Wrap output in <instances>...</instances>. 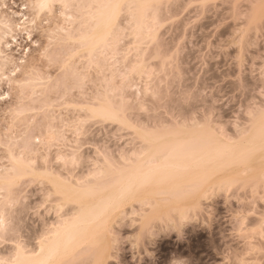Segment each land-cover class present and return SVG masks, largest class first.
Instances as JSON below:
<instances>
[{
  "label": "rangeland",
  "instance_id": "374dc122",
  "mask_svg": "<svg viewBox=\"0 0 264 264\" xmlns=\"http://www.w3.org/2000/svg\"><path fill=\"white\" fill-rule=\"evenodd\" d=\"M160 1L148 11L158 19L154 37L135 44L122 12L112 50L99 52L90 65L85 52L75 49L58 28L75 32L80 11L85 10L79 5L85 0H73L66 9L56 2L50 12L39 15L33 0H0V14L19 24L3 41L2 50L12 59L6 74L18 79L32 64L35 81L43 84V93L31 96L28 88L20 93L14 81L0 80V93L9 94L8 100H0V168L8 164L9 146L19 154L17 145H27L24 158L37 167L35 171L76 179L102 162L100 167L111 162L120 166L124 157H132L131 149L137 150L141 143L136 129L195 122L232 139L246 131L250 118L264 111V0ZM22 15L28 16L23 27ZM136 58L145 64L143 72L129 75L125 65ZM16 68L20 71L13 76ZM102 94L122 107L130 127L86 116L82 104L97 102ZM21 107L27 110L21 113ZM71 154L75 165L71 160L56 162L58 155ZM258 163L264 169L263 162L252 164L260 167ZM240 166L225 170L238 173ZM35 173L23 176L8 191L11 195L6 192L12 202L0 193V203L6 202V207L0 204L6 210L0 214L7 220L6 231H0L6 237L0 239V255L12 252L13 241L32 246L36 234L57 216V195L51 193L46 178ZM247 176L254 179L247 177L246 182L236 175L237 181L231 179L218 188L214 184L206 195L188 193L162 202L160 215L150 216L151 205L143 200L149 194L135 197L121 206L120 215H113L108 234L96 249L67 264H264V233L259 226L264 180L260 175Z\"/></svg>",
  "mask_w": 264,
  "mask_h": 264
},
{
  "label": "bare ground",
  "instance_id": "6f19581e",
  "mask_svg": "<svg viewBox=\"0 0 264 264\" xmlns=\"http://www.w3.org/2000/svg\"><path fill=\"white\" fill-rule=\"evenodd\" d=\"M71 1L73 0H54V3H66L70 5ZM159 1L85 0L86 3L82 2L84 5H79L85 10L84 12L80 11L81 17L79 16V21L81 22L75 28V32L65 30L62 26L58 28L61 31H65L66 37L76 44L75 49L78 50L79 48L85 52L83 55H87V61L89 62L90 60L91 65L94 58L96 60L97 55L102 53V51H107V48L112 50L109 47L112 46L113 39L120 31L121 27L119 28L120 23H118L120 20L118 21V19L122 15V12L126 13L128 29H130V34L135 38V44L139 45L138 43L144 38L154 37L155 25L158 24V19L157 16L155 17L156 13L154 11H152L151 15H149L148 11L153 9L152 3L156 5ZM33 2L35 4L36 0H33ZM79 3H81L80 0ZM35 10L37 15L44 11L50 12L47 9ZM18 27L19 24L14 23L10 17L0 14V80L3 77H7L8 81H14L20 86V93L25 88H28V95L38 94L40 96L43 93V84L35 81L36 73L33 75L34 66L32 64L25 67L22 76L18 79L8 77L5 72V67L10 63L12 64V59L2 50L3 41L8 34H11ZM82 50L81 52L83 53ZM136 59L132 60L133 62H130L129 65H125L127 74L130 75L133 72H137L140 75L145 64L143 65L142 61L138 58ZM37 79L39 80L41 77H37ZM146 90L148 88L145 87L144 91ZM107 96L105 98L102 94L101 97L103 99H99L97 102L95 100L94 103L85 102L82 104V109L85 110L86 116L101 118L105 121H115V123H121V125L129 124L127 127H130L131 122L129 123L124 120L123 112L120 110L122 107L119 109L116 103L114 104L113 100H111L112 98L110 97L111 99H109ZM38 99L35 98L34 101ZM26 110L22 108L19 112L22 113ZM258 114V117L254 118L255 116L253 115V119L250 118L251 123L246 128V131H241L233 139L227 138L222 132L218 133L219 131H216V133L211 128L201 127L200 124L195 122L190 125L184 122V124H172V126L167 127L160 126V124L156 126L155 124V126L149 129L147 127L141 130L136 129V135L138 134L140 139L138 141H141V143H139L140 146L137 145V150L131 149L133 150L131 151L133 152L131 154L132 157H124L120 166L111 162L112 164L110 163L106 167L104 165L100 167L103 163L101 161L102 163L97 169H92L93 171H88V173L86 172L82 178L75 177L76 179H70L69 177L71 176L56 175L53 171L50 172L49 170L48 172L46 169H44L46 172H40L41 170L37 172V167V171H35L34 164L32 165L30 160L23 158L22 161L13 163L8 158V164L0 168V193L3 192L4 195L5 192L3 199L9 200V196L6 199V192L10 191L23 176L36 172L38 174L41 173L40 177L46 178L43 180H47L46 183L49 184L50 191H53L51 193L57 195L58 205L55 209L58 210L56 218L54 217L55 219L52 222L50 221L47 226L44 225L45 228L38 233L39 235L36 234L34 246L33 244L32 246L28 244L26 245L28 247H26L25 244L19 241L21 243L20 249H17L15 243L12 246V252L10 251L11 253L8 255H0V259L6 261L19 259L22 264H40L41 261L45 262V264H67L75 257H78L79 254L96 249L107 236L108 224H110L111 219L115 218L113 215L117 214L124 203L135 197L138 199L141 195L149 194L151 197H147L148 201L145 198L143 200H146L151 205L153 213L150 216H154L155 213L159 214L162 202L168 201L166 203H169L171 199H178L183 195L187 196L186 194L188 193L206 195L207 190L214 184L218 188V185L221 186L223 184L224 186L228 182L231 183V179L237 181V177H239L238 180H243L244 178V181H246L247 177H249L247 179L253 178L247 175H253L254 177L260 175L259 177L262 176L264 180V169L260 166L261 164L258 163L260 167L252 164L254 162L257 164V161L264 163V111ZM75 130L77 129L75 128ZM60 138L62 137L59 136L56 139L59 141ZM15 155L19 157L20 153ZM70 156L72 157V154ZM121 156L123 155L121 154ZM72 158L76 157L73 156ZM70 160H68L69 164ZM105 164H108V162ZM238 165H243L244 168L240 166L242 169L238 173L235 172L236 170L233 171L237 177L236 175L233 176V172L230 173V171L225 170L233 167L235 169V166ZM223 170L226 171L225 174L222 172ZM244 171L246 177H243L245 175H243ZM221 172L226 176L220 175ZM157 196H160V203L158 202V198H156ZM4 203L6 205V202ZM2 206V209L0 208L1 213L6 211L3 210L4 207ZM0 220H3V225H0V229H2L1 233H4L6 231L5 224H7L4 214H0ZM42 236L48 237L43 244V252H41V244L39 243ZM17 253H19V256Z\"/></svg>",
  "mask_w": 264,
  "mask_h": 264
},
{
  "label": "snow or ice",
  "instance_id": "6c2138e0",
  "mask_svg": "<svg viewBox=\"0 0 264 264\" xmlns=\"http://www.w3.org/2000/svg\"><path fill=\"white\" fill-rule=\"evenodd\" d=\"M55 4H54V0H36V3L32 5L33 9H40V10H49L51 11L53 8H54ZM4 7H7V4L4 5ZM25 8H28L29 6L27 4L24 5ZM60 7L62 9H66L69 7L68 4L66 3H61L60 4ZM60 15L61 16H64V12H60ZM66 19L70 20L71 17H66ZM28 20V16L27 15H22V18H21V25L20 26H24L23 22L24 21H27ZM32 23L35 24L36 21H35V18H33L32 20ZM27 30V29H26ZM33 39V36L31 35V33L29 32V35H28V40L31 41ZM40 45H37V47H39ZM25 55L28 54V50L25 49ZM21 64L24 63L23 60L20 61ZM20 69L19 68H16L13 72H12V75L15 76L17 72H19ZM3 79L7 80V77H4ZM9 87H11V82H9ZM264 91V90H262ZM9 99V94L7 93H0V100H8ZM264 103V102H262ZM39 143V142H38ZM18 149H19V152H20V156L17 157L15 155V152L13 151L12 147L9 146V150H8V158L13 162V163H18L20 161L23 160L24 158V153L27 152L29 150L28 146L25 145V146H19L17 145ZM68 159H71V162L73 163V165L76 164V159L75 158H65V157H62L60 155H58L56 157V162H61L63 161L65 164L68 162ZM48 163V160L47 158H45V164ZM261 200H264V193L261 194ZM249 215H253V213H249ZM238 218H242V217H238ZM0 225H3V220H0ZM260 231L262 233H264V213L261 214V217H260ZM0 231H2V229H0ZM0 239H6V237L0 235ZM48 239L47 236H42L41 237V240L39 241V243L41 244V252H43V244L45 243V241ZM14 243H16V247L17 249H20L21 248V243L19 242H16V241H13ZM17 255L19 256V253H17ZM0 264H22V262L17 259L15 261H12V260H4V259H0ZM40 264H45V262L41 261ZM238 264H246V262L244 261H239Z\"/></svg>",
  "mask_w": 264,
  "mask_h": 264
}]
</instances>
